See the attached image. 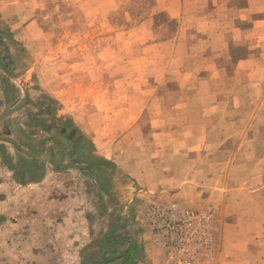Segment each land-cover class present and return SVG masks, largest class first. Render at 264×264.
Masks as SVG:
<instances>
[{
  "label": "rangeland",
  "instance_id": "rangeland-1",
  "mask_svg": "<svg viewBox=\"0 0 264 264\" xmlns=\"http://www.w3.org/2000/svg\"><path fill=\"white\" fill-rule=\"evenodd\" d=\"M0 105L7 191L20 160L47 161L35 117L112 159L178 131L210 185L193 207L157 206L211 215L197 264H264V0H0Z\"/></svg>",
  "mask_w": 264,
  "mask_h": 264
},
{
  "label": "crops",
  "instance_id": "crops-1",
  "mask_svg": "<svg viewBox=\"0 0 264 264\" xmlns=\"http://www.w3.org/2000/svg\"><path fill=\"white\" fill-rule=\"evenodd\" d=\"M45 122L41 154L47 161L20 160L13 191L0 173V264H107L131 243L142 250L137 264H165L145 211L150 205L193 207L208 190L212 167L199 168L177 153L190 139L181 141L174 131L112 159L75 127L77 140L51 137L46 126L55 124ZM16 129V135L26 133ZM2 163L0 156V171Z\"/></svg>",
  "mask_w": 264,
  "mask_h": 264
},
{
  "label": "built area",
  "instance_id": "built-area-1",
  "mask_svg": "<svg viewBox=\"0 0 264 264\" xmlns=\"http://www.w3.org/2000/svg\"><path fill=\"white\" fill-rule=\"evenodd\" d=\"M145 215L156 245L168 251L172 264H197L213 256L212 221L208 212L153 205Z\"/></svg>",
  "mask_w": 264,
  "mask_h": 264
},
{
  "label": "flooded vegetation",
  "instance_id": "flooded-vegetation-1",
  "mask_svg": "<svg viewBox=\"0 0 264 264\" xmlns=\"http://www.w3.org/2000/svg\"><path fill=\"white\" fill-rule=\"evenodd\" d=\"M33 122L36 124V126H39L41 128L45 127L44 124L46 123L45 120L44 121L39 120V117H35ZM54 124H55L54 126H46V127L50 128V131H53V133H55L56 135H58L60 138L64 140H67L69 137L77 140L75 136L76 131L71 126V124H69L68 122L62 123L59 121H56ZM29 169H30V166H29Z\"/></svg>",
  "mask_w": 264,
  "mask_h": 264
},
{
  "label": "trees",
  "instance_id": "trees-1",
  "mask_svg": "<svg viewBox=\"0 0 264 264\" xmlns=\"http://www.w3.org/2000/svg\"><path fill=\"white\" fill-rule=\"evenodd\" d=\"M108 243L110 246H113V240H110ZM141 255V248L136 246V244L131 243L127 250L123 253V255L113 258L111 261L107 262V264H114L118 260H120L119 264H137L136 261H138Z\"/></svg>",
  "mask_w": 264,
  "mask_h": 264
}]
</instances>
